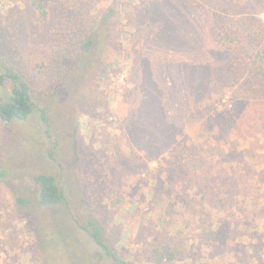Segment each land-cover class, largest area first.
Listing matches in <instances>:
<instances>
[{
	"label": "rangeland",
	"instance_id": "obj_1",
	"mask_svg": "<svg viewBox=\"0 0 264 264\" xmlns=\"http://www.w3.org/2000/svg\"><path fill=\"white\" fill-rule=\"evenodd\" d=\"M263 48L264 0H0V60L48 107L0 121V264H117L89 219L126 264H264Z\"/></svg>",
	"mask_w": 264,
	"mask_h": 264
},
{
	"label": "trees",
	"instance_id": "obj_2",
	"mask_svg": "<svg viewBox=\"0 0 264 264\" xmlns=\"http://www.w3.org/2000/svg\"><path fill=\"white\" fill-rule=\"evenodd\" d=\"M28 3L38 12L39 16L47 17L49 8L56 0H27ZM117 4L110 5L104 13L101 24L108 25L112 18L118 15ZM229 34L226 35V37ZM96 38L91 37L82 47L85 51L92 48ZM259 57L264 62V48L259 52ZM47 106L38 107L33 96L30 84L27 80L12 66L0 60V121L12 123L16 121L28 120L37 110L41 111L42 119L47 122ZM7 175V171L0 166V178ZM34 181L38 188V200L46 208H52L55 212L66 204L67 198L58 179L50 173H39L35 175ZM29 199L18 197L17 203L28 205ZM82 228L89 233L97 245L109 256L117 261V264H126L120 260L114 251L110 248L104 238L102 226L94 219H89Z\"/></svg>",
	"mask_w": 264,
	"mask_h": 264
}]
</instances>
